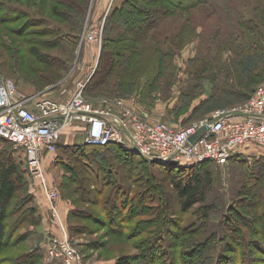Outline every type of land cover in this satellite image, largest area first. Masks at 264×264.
Returning <instances> with one entry per match:
<instances>
[{
    "label": "rangeland",
    "instance_id": "374dc122",
    "mask_svg": "<svg viewBox=\"0 0 264 264\" xmlns=\"http://www.w3.org/2000/svg\"><path fill=\"white\" fill-rule=\"evenodd\" d=\"M125 1L0 0V69L28 96L41 94L66 101L84 83L82 96L95 108L116 111L117 102L122 101L125 109L133 110L140 119L151 124L166 123L175 128L188 126L225 109L242 106L257 87L264 85V57L260 53L256 56L251 51L244 53L237 47L235 37L230 34L238 28H244L247 18L258 19L259 14L264 15L262 5L264 0H211L221 9H218L217 13L209 4L196 0L200 3L187 10L191 12L190 14L184 11L186 2L178 8L169 7L168 3L169 9L166 14H159L156 9H151L152 15L161 16L151 19L153 24L149 27L142 26L145 17L141 16L137 7L129 6L127 7L129 13H125L122 20L118 19V23L121 24L119 30L114 27L112 31L108 27L107 33L105 28L110 9ZM74 2L83 5L82 8H71L75 5ZM55 10L63 16L56 15ZM223 11L227 12V18ZM189 15L192 19L186 21ZM262 18L264 20V16ZM261 19L259 22L264 27ZM223 24L222 31L220 26ZM98 31V39L91 41L90 35ZM126 32L137 35L135 43L129 44V48L120 37ZM109 34L110 37L112 34L113 39L109 38ZM228 41L233 42V49L225 48L223 53H215L214 49H210V46L226 47ZM33 48L43 56V59L33 54ZM254 68L256 70L253 74ZM256 78L259 79L257 84L254 82ZM90 81H95L94 87H88ZM85 134V131L78 129L72 140L70 130L65 131L57 140L56 152L52 153L53 156L48 158V162H44L49 182L57 185L54 188L59 195L57 203L59 217H53L49 205L47 207L43 201L34 198L32 202H25L24 197L29 191L34 196L38 190H42L39 183L27 172V186L18 193L9 209L7 220L9 238L0 264H21L26 255L34 254L38 248L41 249L39 264H64L61 259L50 260L46 252L60 224L66 229L68 240L82 258L83 264H116L118 258L122 256H138L143 245L147 241L150 242L152 234L149 230L156 228L154 221L146 219L157 214V211L154 212L151 208L160 206V203L157 199L151 198L157 197L159 193L169 197L170 208L174 207L173 210L177 208L176 217H182L183 223L189 224L198 217L192 211L180 213L172 173L154 169V179L147 182L145 180L147 174L141 170L142 164L139 162L134 164L125 158H121V162L112 158V154L117 152L116 148H110V153L104 149L92 150L96 152L97 159H104L110 165L109 170L113 181L115 180V184H105L107 186L103 187L105 189L100 195L101 199L96 200L89 190H85L86 185H104L102 179L109 165L106 163L104 169L97 161L92 162L96 156L90 159L85 153L75 154L79 155L78 160L76 157L71 158V152L63 150L65 146L85 143ZM3 140L0 138L1 152H4ZM126 146L133 151L129 140ZM259 148L261 147L252 145L242 149L224 164L211 161L210 169L214 172L215 183L214 189L208 193L209 198L206 202L216 203L218 209L210 213L206 224L197 229L196 235L189 234L184 242L183 238L179 240L181 247L188 242L193 243L197 239L205 238L213 229H215L212 231L213 234L221 232V223H224L223 213L228 210L227 202L239 197L238 201L245 199V203L232 207L230 214L233 222L230 225L239 230L242 238L240 247L248 249L251 253L250 262L244 260L243 264H252L254 261L256 263L259 259H264V252L250 244L253 241H260L264 246V237L260 230L262 225L256 224L255 227L259 230L252 231L249 224H244V221L242 224L243 216H251V213L255 214L257 210L261 211L263 208L260 203L255 205V202L259 201L261 195L264 197V177L256 183L248 178L251 172L259 174L264 170L258 163L264 160V156L255 152V149ZM13 151L18 159L23 161L24 168L28 171L22 149L13 146ZM249 151L255 152L254 155L249 156ZM243 153L246 155H242ZM238 156L244 157L242 162H236ZM93 163L100 175L98 179L91 173L94 169ZM121 164L122 166H119ZM187 165L194 164L183 163V166ZM66 167H79L78 173L81 172L80 177L84 179H81V182L69 180L66 176L68 174ZM125 167L134 169V173L126 171ZM136 168L140 170L139 178L136 175ZM177 179H180L179 176ZM253 184L263 185L258 193H254L257 188ZM112 185H121L126 189L128 195L125 199L129 201L134 197L133 204L138 199H146L148 211L136 214L134 210V215H131L133 206L127 208V205L123 206L122 201L118 199L116 202L118 208L114 210L115 221L108 220L106 224L95 221L92 214L97 216L102 214L101 210L105 207L104 197L109 193L114 194L115 188H118ZM152 185H158V188ZM232 188L242 189L244 194L237 196L236 192L235 194L231 192ZM116 193L117 196L120 194L119 191ZM61 201L67 202L72 209L80 208V213L76 216L70 213L65 215L59 207ZM201 204H197L195 208ZM121 205L125 208H119ZM32 206L37 209V217L40 220L36 226L30 224L31 216L28 211ZM23 217L25 218L22 219ZM137 220L150 222L141 228V232H137L134 228ZM171 228L178 231L175 226ZM22 234H26L25 238H20ZM169 241L173 247L170 249L171 255L176 252L177 238L169 237ZM220 241L222 244L223 239ZM155 242L159 253L166 250L163 242L156 240ZM232 243L236 245L235 242ZM181 250L188 251L184 248ZM186 252L180 254L182 264L188 259ZM224 254L242 264V258L236 254L239 263L234 251H227ZM164 257L160 254L153 263L166 264L168 256L165 259ZM235 261L231 262L236 264ZM209 262L208 264H212V259ZM134 264L152 262L144 263L141 259L134 261Z\"/></svg>",
    "mask_w": 264,
    "mask_h": 264
},
{
    "label": "trees",
    "instance_id": "16d2710c",
    "mask_svg": "<svg viewBox=\"0 0 264 264\" xmlns=\"http://www.w3.org/2000/svg\"><path fill=\"white\" fill-rule=\"evenodd\" d=\"M114 1H116V0H114ZM173 1L174 0H169V2H167L165 0H126L123 4L112 6V8L110 9L111 13L108 17V20L106 23L107 25H106L105 29L107 31L108 27H109V30L111 28V30L113 31V28L116 27L117 30H119V26L121 24L118 23V19L121 18V20H122V17L125 15V13H129V9L127 8L129 6L137 7V11L141 14V16H143V18L145 17L143 19V20H145V22L143 23L142 26L143 27H149L153 24V21L151 19H155V18L161 16V15H158L155 17L154 15H152L153 12L151 11V9H156L157 13H159V14H166L167 10L169 9L170 6L178 8V7H181L184 2H186V4L184 5L185 6L184 11L188 14L190 12V11L187 12L188 9L195 7L193 5L200 3L199 1H196V0H176L174 2ZM201 1L209 4L210 8H213L215 10V13L219 12L218 9H220V8H217V6L211 0H201ZM168 3H169V7H168ZM262 5H264V2H262ZM82 6L83 5L75 3V5L71 6V8L80 9V8H82ZM256 8H257V5H256ZM222 13H224L225 17L227 18V12L223 11ZM55 14L58 16H63L57 10H55ZM263 16H264L263 14H259V16H257V17H259L258 19L247 18V20L245 21V27L244 28L241 27V29L238 28L237 31H233V32L231 31L230 34H232V36L235 37V39L234 38L233 39L237 40V44H236L237 47L240 50H242L244 53H247L246 51H251L256 56H258L260 53V55L262 57H264V31H263L264 27L259 22V19H261ZM191 19L192 18L189 15L186 18V21L191 20ZM260 21L264 24L263 18ZM145 23H147V24H145ZM221 23H222V21H221ZM223 27H224V24H223V26L222 25L220 26V29L222 31L224 30ZM107 33H108V31H107ZM65 34H67V33L65 32ZM136 36L137 35H135V34L130 35V33H128V32H126L124 35L123 34L120 35L124 45L127 48H129V44L135 43ZM109 38L113 39L112 34H111V37L109 34ZM106 43H107V38H106ZM213 46H214V42H213ZM105 48H106V45L103 48V51H105ZM225 48L233 49V42L228 41L226 47L215 46V48H212V46H210V49L211 50L214 49L215 53H223V50ZM32 51H33V54H35L39 58L43 59V56L40 55L35 48H33ZM242 51H240V52L242 53ZM103 55L105 57L106 53ZM239 55H241V54H239ZM251 58H253V57H251ZM198 60H200V59H198ZM252 70H253V74H254V71L256 69L254 68ZM0 72L5 77L10 78L3 70L0 69ZM91 82H93V83H91ZM254 82H255V84H257L259 82V79L256 78ZM95 84H96L95 81H90L88 87H94ZM256 89L249 96V98H247V100H249L254 95ZM31 95H35V94H31ZM227 110H229V109H227ZM2 144L4 147L3 148L4 152L0 151V260H1L2 254L4 252L5 246L7 244V240L9 238L8 232H7V220L9 217V209L13 203V200H15V198L17 197L18 193L22 189L24 190L26 188V186H27L26 185V176H27V172H28L27 169L24 168L25 165L23 164V161L21 159H18V157L15 155V152L13 151L14 145L12 143L6 141V140H3ZM110 148H116L117 152L112 154V158H116V160H118L119 162H121V158L122 159L125 158V159H129L134 164H135V162H139V164H142L143 168L141 170L147 174L146 179H145L147 182L149 180L152 181L154 179V177H153V175H154L153 170L154 169L155 170L160 169V170L166 171L167 173H172L174 175L172 178L173 187H174V190L176 191L177 204H178V208L180 210V213L184 214V213H188L189 211H192V213L194 215L196 214L198 216L191 223L188 224L185 222L186 223L185 224L182 222V217H179V216L176 217L178 215L177 214V208L175 210H173L174 207L170 208V205H171V203H169L170 199L166 194H165L166 195L165 196V195H163V194L161 195L159 193V195L157 197H152L151 199H157L159 201L160 206L158 205V206L152 207L151 209H153L154 212L157 211V214L152 216V218H150V219H146V220L154 221V224L156 225L155 229L149 230L150 234H152L150 242L147 241L143 245V248L141 250L140 255L134 256V257L133 256L131 257L129 255L122 256V257L118 258L116 264H134V261H138L141 259H142V262H144V263H147V262L151 263L152 262V264H154L157 260L156 258H158V256L160 254L165 256L164 259L166 258V256H168V261L166 264H182L183 259H181L182 256H180V254H182V252L185 253L186 251L184 252V250H181V248L188 249V251L186 252L188 259L186 262H184L185 264H208V263H210L209 262L210 259H212V264H234L231 261H235V260L227 257L226 254H224L227 251H229V252L234 251L235 256H236V254L238 256L240 255L239 257L242 258V264L244 263V260L248 261L247 263L250 262V260H251L250 251L246 248L242 249L240 247V245H241L240 241L242 240V238H241V235L239 233L238 228H236V227L232 228L230 225V223L233 222L232 216L230 214V210L232 209V207H234L235 205H238L240 203L241 204L245 203V199H241V201H238L239 197L236 199H231L230 202H227L228 210L226 211V213H223V217H224L223 222L224 223H221L222 229L220 231L222 233L217 232V233L213 234L212 231L215 230V229H213L203 239H199V240L197 239L196 241H193V243L188 242L187 245L185 244L182 247H181V245H179L180 239L183 238V242H184L185 238L189 234L195 233V235H196L197 229H199L200 226L206 224V221L208 220L210 213L213 212L214 210L218 209V205L216 203L206 202L209 198L208 193L214 189V183H215L214 172H213V170L210 169L211 162L196 163L194 165H187V166H180V167H166L164 165L161 166L158 163L150 162V161L143 159L141 156L137 155L134 151L129 149V147L127 148L126 145L111 144V143L106 145V146H92V145H88L85 142V143H81V144H75L73 146H65L63 150L68 151V153L71 152L72 153L71 158L76 157V159L79 160V155H75V154L84 155V153H85L87 158L91 159V157L94 158L96 156L95 155L96 152L95 151L93 152L92 150L104 149V150H107L108 153H110ZM262 150H263V152H262L261 156H264V149H262ZM255 152L257 154L259 153L258 151H255ZM97 158L98 157L96 156L94 159H92V162H93V160H95L99 164H102L104 167L107 162H105L104 159L101 160V159H97ZM243 158L244 157H242V156H238L236 159V162H242ZM99 160L101 162H99ZM258 163H260V165H259L260 168L264 169V160L258 161ZM240 164L243 165V163H240ZM93 166H94V163H93ZM119 166H122V164ZM95 167L96 166H94V169L92 170L91 173H93L92 175L94 177H96V179H98L100 177V175H99L97 169H95ZM78 168L77 167L67 168L68 174L66 176L68 177L69 180H76V181L80 180V182H81L82 181L81 179H84V178L80 177L81 172H80V174L78 173ZM109 168H111L110 165H109V167H106V171H105L106 174L103 175L102 180H103L104 185H86L87 189H85V190H89L91 192V194H93V196L96 197V200L101 199L100 195L103 194L104 189L107 186L105 184H112V183L115 184V180L113 181V179H112L113 177L111 175L112 173H110ZM125 168H127L126 171L129 170L130 173H132V174L134 173V169L131 170L129 167H125ZM104 169H105V167H104ZM261 169H259V170H261ZM135 171H136V175L138 176L140 170L138 171V168H136ZM178 176L180 179H177ZM263 177H264V170L262 173H259V174H253L251 172V175L248 176V178H250L251 182L255 181V183L260 182V180L263 179ZM137 178H139V176ZM253 185L255 186L256 184H253ZM152 186L153 187L156 186L158 188V185H152ZM262 186L263 185H256L257 189H255L256 191H254V193H256V192L258 193V191L261 190ZM92 187H94L96 189L93 190L94 188H92ZM103 187H105V188H103ZM112 187H118V188H115L116 191L114 192V194L109 193L107 196L104 197L103 202L105 203L104 204L105 207H103L101 210L102 214H100L99 216L92 214L93 219L95 221H97L100 224H106V222L108 220L112 221V222L115 221V220H113L114 218H116L114 216V213H115L114 210L116 208H118V206H116V202L118 201V199L122 201L123 206L127 205V208H129L130 206L131 207L133 206V209L130 212L131 215H134V210H135L136 214L143 213L144 211H148L149 208L147 207V202H145L146 199H140V200L138 199V201H136V203L133 204L134 197L131 198L129 201H127L125 199L126 196L128 195V192L126 191V189H123V187L121 185H112ZM128 190H130V189H128ZM241 190L242 189L237 190V188H234V189L232 188L231 192L233 194H235L234 192H236L237 196H242L244 193H242ZM117 191H119V193H120L118 196L116 193ZM97 193H99V195ZM248 193H251V192H248ZM163 196H165L167 198H165ZM84 197H87V195H84ZM262 197H263V195H261L259 197V201L255 202V205L260 203V205L263 207L262 210L261 211L257 210L255 212V214L251 213V216H248V217L243 216L242 217V224H243V221H244V224H246V225L249 224V227L252 231H258L259 229L257 227H255V225L261 224L262 229H260V230H262L261 234L264 237V197L263 198ZM24 198L26 199V200L24 199L26 203L28 201L32 202L34 200V196L31 194L30 191L27 193L26 197H24ZM222 200L224 203L223 198H222ZM201 202H206V204L202 205ZM197 204H201V205L198 206L197 208H195V206ZM250 204L253 205L254 203H250ZM122 205L119 208H123ZM141 205H143L142 209H141ZM169 208H170V210H169ZM79 209H75V208L72 209L70 212V215H72V216L78 215V213H80ZM139 209H140V211H138ZM87 210H82V211H85V213H86ZM237 210H238V208H237ZM119 212H121L122 216H123V212L121 210ZM28 213L31 216L30 224L35 225V226L38 225L40 223V220H39V217H37V209L34 206H32L29 208ZM83 214H84V212H83ZM238 215H239V213H237V216ZM24 218L25 217H23L22 219H24ZM235 219H236V217H235ZM146 220L135 221L134 228L137 232H141V228L147 222H150V221H146ZM128 226L129 225H127V227ZM171 226L177 227L178 231H173ZM124 228H125V225H124ZM25 236H26V234L25 235L22 234L20 236V238H25ZM169 237H176L177 238V243H176L175 247H177L178 249L176 248V252L171 254V255H170V249L173 247L170 246L171 242L169 241ZM221 239H223L222 244L220 241ZM155 240L163 242V247H167L166 250L164 249L162 253H159L158 245L156 244ZM232 241L235 242L236 245L234 243H232ZM260 243H262V242L253 241L250 244H252V246L259 249L261 252H264V246ZM191 244H192V247H191ZM187 246H189L190 248H188ZM40 250L41 249L38 248V250H36L34 254L26 255L25 258L23 259V263H21V264H39L38 261H39V257H40V253H39ZM160 252H161V250H160ZM16 258H18V257H16ZM237 258L238 257L236 256V260L238 261ZM263 262H264V259H259L258 261H256V263L254 261L252 264H262ZM236 264H238V263L236 262Z\"/></svg>",
    "mask_w": 264,
    "mask_h": 264
},
{
    "label": "built area",
    "instance_id": "2783aa9c",
    "mask_svg": "<svg viewBox=\"0 0 264 264\" xmlns=\"http://www.w3.org/2000/svg\"><path fill=\"white\" fill-rule=\"evenodd\" d=\"M113 2V0H112ZM98 32L90 35L97 40ZM81 84L66 101L45 96H28L17 83L0 72V138L24 152L30 177L45 192L53 217H59L58 191L47 177L44 159L55 153L57 140L74 123L86 133L85 142L92 146L108 144L126 145L166 167L183 163L214 162L224 164L240 150L257 145L264 149V85L257 87L245 104L175 128L166 123H148L118 101L116 111L100 109L86 102ZM228 112L195 145L187 146L189 138L211 119ZM110 118V119H109ZM124 128L128 134L121 131ZM138 155V154H137ZM58 227V226H57ZM50 260H63L64 264H83L82 258L68 240L62 224L47 247Z\"/></svg>",
    "mask_w": 264,
    "mask_h": 264
},
{
    "label": "water",
    "instance_id": "95a60500",
    "mask_svg": "<svg viewBox=\"0 0 264 264\" xmlns=\"http://www.w3.org/2000/svg\"><path fill=\"white\" fill-rule=\"evenodd\" d=\"M234 114H236V115H243V113H240V112H228V113H226V114H224V115H221V116H219V117H217V118L211 119L206 125H204V126L201 127L200 129H198V130L196 131V133L193 134V135L189 138L188 143H187V146L195 145V144H196V143H197V142H198L203 136H205V135L209 132L210 128H211L215 123H217L221 118H224V117L229 116V115H234ZM121 131H123L125 134H128L124 128H121ZM134 152H135L136 154H138L139 156H141L143 159L147 160V161L157 163L156 160L151 159V158H149V157H147V156H144V155L139 151V149H138L137 147H134ZM173 165H174V167H177V166H178V163H174Z\"/></svg>",
    "mask_w": 264,
    "mask_h": 264
},
{
    "label": "crops",
    "instance_id": "0c3cea01",
    "mask_svg": "<svg viewBox=\"0 0 264 264\" xmlns=\"http://www.w3.org/2000/svg\"><path fill=\"white\" fill-rule=\"evenodd\" d=\"M106 109H109V108H106ZM115 111V110H114ZM110 119V118H109ZM79 123L78 122H74L68 129L70 130V132L72 133V140H74V135H76V131L78 130V125ZM67 129V130H68ZM80 130H82V129H80ZM86 135V134H85ZM72 143V142H71ZM65 145H67V144H65ZM255 151H258L260 154H262V152H263V150L261 149V148H259V149H256ZM254 153L255 152H251V151H249L248 152V155L249 156H252V155H254ZM242 155H246V153H243ZM50 156H53V154L51 153V154H47L46 156H45V159H44V162H48V158L50 157ZM50 184H52L51 182H50ZM51 186H53V187H57V185H51ZM34 198L35 199H37V200H39L40 202L41 201H43L44 203H46V205H47V207H48V205H49V203H48V201H47V198H46V194H45V192L44 191H42V190H38L35 194H34ZM48 203V204H47ZM49 207H50V205H49ZM59 207H60V210L62 211V213H64L65 215H67V214H69L70 212H71V210H72V208L69 206V204H67V202H65V201H61L60 203H59Z\"/></svg>",
    "mask_w": 264,
    "mask_h": 264
},
{
    "label": "bare ground",
    "instance_id": "6f19581e",
    "mask_svg": "<svg viewBox=\"0 0 264 264\" xmlns=\"http://www.w3.org/2000/svg\"><path fill=\"white\" fill-rule=\"evenodd\" d=\"M84 84V83H83Z\"/></svg>",
    "mask_w": 264,
    "mask_h": 264
}]
</instances>
